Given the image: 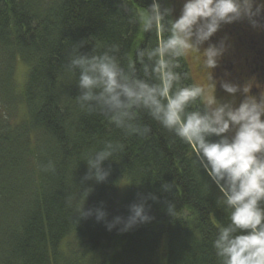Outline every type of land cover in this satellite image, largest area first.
<instances>
[{"label": "trees", "instance_id": "16d2710c", "mask_svg": "<svg viewBox=\"0 0 264 264\" xmlns=\"http://www.w3.org/2000/svg\"><path fill=\"white\" fill-rule=\"evenodd\" d=\"M141 7L142 0H0V264H218L212 240L228 213L192 147L147 118L152 132L139 139L82 112L75 102L77 77L65 71L73 43L88 40L82 51L111 43L128 51L138 40H158L129 23ZM247 26L234 28L240 29L237 40L251 48L250 59L226 64L262 82L264 69L254 67L264 59L262 40L255 30L250 37ZM19 64L24 81L15 91ZM184 64L194 83L186 58ZM20 107L24 115L17 118ZM108 139L126 148L116 161L104 162L111 172L105 182H86L94 190L85 209L103 202L110 221L127 217L139 196L153 193L174 199V217L148 201L155 219L127 232L108 231L94 216L74 222L77 202L69 206L66 198L79 191L86 154ZM49 160L54 172L44 171ZM172 181L173 192H163L161 184Z\"/></svg>", "mask_w": 264, "mask_h": 264}, {"label": "clouds", "instance_id": "9594fccd", "mask_svg": "<svg viewBox=\"0 0 264 264\" xmlns=\"http://www.w3.org/2000/svg\"><path fill=\"white\" fill-rule=\"evenodd\" d=\"M237 22L264 31V0H180L178 14L172 0H151L147 6L142 0L129 23L138 25L144 36L158 35V40H138L128 51L119 43L82 51L89 44L82 40L73 43L65 71L77 77L79 109L102 116L124 137L147 139L152 132L144 123L147 118L173 141L190 145L206 180L218 189L217 203L228 213L212 240L218 264H264V84L237 82L227 70L214 75L232 44L227 35L215 42L212 38ZM188 56L205 74L202 83L188 82ZM218 86L224 96L217 95ZM125 148L121 140L108 139L86 154L87 172L79 191L66 198L69 206L77 202L74 222L94 216L108 231L127 232L155 219L148 201L161 203L175 216L174 199L161 200L153 193L139 196L127 217L107 220L103 202L85 209L94 190L86 182H105L111 172L104 162L116 161L113 157ZM43 167L55 171L51 160ZM174 188L173 181L161 184L163 192Z\"/></svg>", "mask_w": 264, "mask_h": 264}, {"label": "rangeland", "instance_id": "374dc122", "mask_svg": "<svg viewBox=\"0 0 264 264\" xmlns=\"http://www.w3.org/2000/svg\"><path fill=\"white\" fill-rule=\"evenodd\" d=\"M174 2H176V3H174V6L176 7L177 14H178L179 8H180V0H174ZM233 24L237 25L238 27H241L243 23L237 22V23H233ZM247 31H249V33L248 32H245V33H248V35L251 37L250 33H252L254 31V29H252L251 26L248 25L247 26ZM262 33H263V31L258 32V36L262 40V46H263V49H264V34L262 35ZM238 34H239V29L234 28V26L231 27V25H226V26H224L222 28V30L220 32H218L212 38V40L215 42V41H218L219 39L223 38L225 35H227L230 38V42L232 44V47L229 50V52L223 57L220 66L217 69L214 70V75L215 76H223L225 70H227L230 73V78L236 80L237 82L243 83V82L249 80L248 83H254L256 81L259 84H264V81L261 82V81H257V79H255L254 72L253 73L247 72L245 74L241 73V72L239 73V68L241 66L237 67L235 65V66L232 67V66H228L226 64L229 61L228 59H230L232 56L236 57L237 54H242L247 59L250 56L249 53H251L250 52L251 49L246 46L247 43H245L242 40V38L239 39L240 41L237 40L238 38H236V35H238ZM252 38H255V33H254V37H252ZM249 59H250V57H249ZM186 60H187V62L189 64L191 76H192V78L194 80V83H202L205 80L206 76H205L204 73H202L200 71L199 65L193 61L191 56L186 57ZM241 60H243V59H241ZM261 61H262V64H260ZM235 63H238V61L235 60ZM222 64L227 65V68H223V69L220 68V67H222L221 66ZM245 64L248 67V71H249V68H251V67H249L251 62L248 60V63H245ZM261 65H264V59H261L260 61L256 60V65L254 67L256 68V66H257V68L259 67L261 69H264V67L261 66ZM24 70H25V68H24V66L22 64H19L16 67V70H15L14 75H13V77H14L13 78V87H14L15 91H20L21 90V87H22V84H23V81H24V72H25ZM258 87H259V85H258ZM258 91H259L258 88L253 87V91H252L253 94H257ZM217 95L218 96H224L225 95V93L219 88V86H218V89H217ZM18 109H19V111L16 113L17 114L16 115L17 118L20 117V116L22 117V115H24V112H23L22 108L20 107Z\"/></svg>", "mask_w": 264, "mask_h": 264}, {"label": "flooded vegetation", "instance_id": "af4514ba", "mask_svg": "<svg viewBox=\"0 0 264 264\" xmlns=\"http://www.w3.org/2000/svg\"><path fill=\"white\" fill-rule=\"evenodd\" d=\"M241 23H244V22H241ZM232 26H234V24L232 25L231 24V27ZM240 30V29H239ZM257 35H258V33H257ZM248 48H250V47H248ZM251 49V48H250ZM227 59V58H226ZM225 59V60H226ZM241 59H243V60H246V58H245V56H243L242 54H237V56L236 57H234V56H232L230 59H228V60H230L231 62H235V60H237L238 62L241 60ZM222 67H220V68H227V65H225V64H222L221 65ZM230 66H232V65H230ZM231 69V68H230ZM232 70V69H231Z\"/></svg>", "mask_w": 264, "mask_h": 264}]
</instances>
